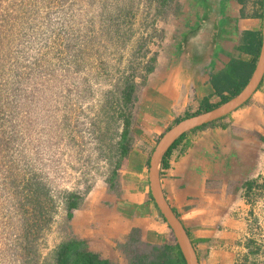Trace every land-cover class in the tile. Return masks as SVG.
I'll return each mask as SVG.
<instances>
[{
  "label": "rangeland",
  "instance_id": "rangeland-1",
  "mask_svg": "<svg viewBox=\"0 0 264 264\" xmlns=\"http://www.w3.org/2000/svg\"><path fill=\"white\" fill-rule=\"evenodd\" d=\"M187 6L186 0H0V264H53L60 243L83 239L73 230L83 206L120 187L117 177L113 189L107 180L123 112L130 117L129 151L150 157L160 137L146 116L148 84L167 66ZM126 84L135 86L127 106ZM130 157L121 169L130 160L135 166ZM35 180L49 194L43 205L51 220L32 234L25 193ZM254 180L263 184L264 174ZM69 193L81 197L71 219ZM249 203L242 264H264V186L254 187ZM126 244L117 250L128 263Z\"/></svg>",
  "mask_w": 264,
  "mask_h": 264
},
{
  "label": "crops",
  "instance_id": "crops-1",
  "mask_svg": "<svg viewBox=\"0 0 264 264\" xmlns=\"http://www.w3.org/2000/svg\"><path fill=\"white\" fill-rule=\"evenodd\" d=\"M186 3L167 66L148 84L146 116L158 138L178 119L216 104L220 97L211 77L233 61L251 66L259 48L255 69L261 49L263 0ZM209 5L214 11L216 40L208 47L210 55L199 61L190 55V45H181L200 24ZM224 18L227 22L222 23ZM131 153L128 157L134 158L135 166L130 160L120 168L117 191L90 199L83 206L88 209L83 210L82 219L73 225L75 236L83 237L89 250L113 264H127L118 248L124 246L133 228L139 230L142 241L176 244L150 194L149 153L136 157ZM166 163L159 166L160 186L185 228L199 264H242L251 209L242 186L264 174V75L242 106L185 133L169 151Z\"/></svg>",
  "mask_w": 264,
  "mask_h": 264
},
{
  "label": "trees",
  "instance_id": "trees-1",
  "mask_svg": "<svg viewBox=\"0 0 264 264\" xmlns=\"http://www.w3.org/2000/svg\"><path fill=\"white\" fill-rule=\"evenodd\" d=\"M163 1L167 2L168 0ZM258 52L259 48L256 51V55L251 63V66L248 67L241 62L237 63L236 61H233L228 63L218 74L211 77V83L214 87L216 95L220 97V100L216 104L207 106L204 109L205 111L228 101L243 89L251 77ZM152 70V67L148 68L149 72ZM134 91V84H126L124 87L122 91V100L125 106L132 104L135 100V96H133ZM225 92L228 94H224ZM122 114L123 130L120 134V140L117 142L116 146L118 158L115 162L111 176L107 180L109 189H113L115 187L114 180L118 175V171L120 170L124 159L129 153L132 141L130 136V117L124 112ZM182 119H178L173 125ZM172 126L166 128L164 133ZM184 135L185 134L177 139L175 143H173L166 151L162 160L163 166H167L166 157L171 148L174 147ZM255 186L263 187L264 182L263 184H256V180L254 179H248L244 182L242 188L245 189L247 200H249L250 194L253 192ZM48 195V192L44 190V185L37 180L30 182L26 187L25 198L27 201L28 216L30 217L27 218V222L29 223L27 229L29 232L32 230V234L38 233V231L45 227L46 224L48 225L51 220L45 206L43 205L44 203L51 201ZM80 200L81 197L76 193H69L66 195L65 206L67 209V218H72L73 210L79 207ZM126 243L127 247H131V249L126 250L127 254H130L127 264H185L177 244H156L142 241L137 228H133L131 230ZM247 246L249 245L247 244ZM52 258L53 264H113L109 260L102 258L98 253L89 250L85 240L76 237H71L60 243L53 251Z\"/></svg>",
  "mask_w": 264,
  "mask_h": 264
},
{
  "label": "water",
  "instance_id": "water-1",
  "mask_svg": "<svg viewBox=\"0 0 264 264\" xmlns=\"http://www.w3.org/2000/svg\"><path fill=\"white\" fill-rule=\"evenodd\" d=\"M214 11L212 7L207 6L205 16L194 31L187 35L182 43V47L190 45L193 59L201 61L202 58L210 55L208 47L213 45L215 29L213 27ZM193 43V44H192ZM194 55V56H193ZM201 63V62H199ZM264 75V0H263V27H262V44L256 63L255 69L243 89L228 101L202 113L184 118L167 130L158 140L149 160V182L150 194L156 204L160 214L172 230L178 249L182 254L185 264H199L195 250L190 242L185 228L180 220L176 217L169 204L167 203L158 177L159 166L162 158L170 146L175 143L183 134L209 124L220 119L232 111L236 110L247 102L255 90L258 88Z\"/></svg>",
  "mask_w": 264,
  "mask_h": 264
},
{
  "label": "clouds",
  "instance_id": "clouds-1",
  "mask_svg": "<svg viewBox=\"0 0 264 264\" xmlns=\"http://www.w3.org/2000/svg\"><path fill=\"white\" fill-rule=\"evenodd\" d=\"M163 135V134H162Z\"/></svg>",
  "mask_w": 264,
  "mask_h": 264
}]
</instances>
